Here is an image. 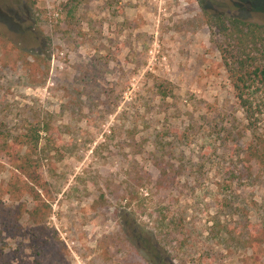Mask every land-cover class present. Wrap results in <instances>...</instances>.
Returning a JSON list of instances; mask_svg holds the SVG:
<instances>
[{"label": "rangeland", "instance_id": "obj_1", "mask_svg": "<svg viewBox=\"0 0 264 264\" xmlns=\"http://www.w3.org/2000/svg\"><path fill=\"white\" fill-rule=\"evenodd\" d=\"M214 40L198 0H0V264H264V120Z\"/></svg>", "mask_w": 264, "mask_h": 264}, {"label": "trees", "instance_id": "obj_2", "mask_svg": "<svg viewBox=\"0 0 264 264\" xmlns=\"http://www.w3.org/2000/svg\"><path fill=\"white\" fill-rule=\"evenodd\" d=\"M36 0H32V5ZM200 10L204 23L209 29L223 69L233 90L234 99L240 108L247 130L257 134L264 120V24L244 21L224 15L211 14L203 8ZM39 128L28 130L27 144L36 146ZM250 156L264 172V148L254 145ZM246 170V171H245ZM250 177L247 168L244 169Z\"/></svg>", "mask_w": 264, "mask_h": 264}]
</instances>
